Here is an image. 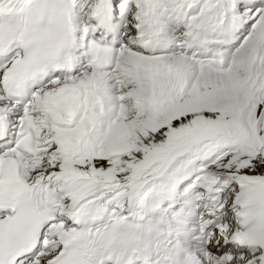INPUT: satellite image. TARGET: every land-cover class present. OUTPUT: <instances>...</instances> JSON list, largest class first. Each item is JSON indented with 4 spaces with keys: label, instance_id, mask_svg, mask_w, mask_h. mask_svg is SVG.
Returning a JSON list of instances; mask_svg holds the SVG:
<instances>
[{
    "label": "snow or ice",
    "instance_id": "1",
    "mask_svg": "<svg viewBox=\"0 0 264 264\" xmlns=\"http://www.w3.org/2000/svg\"><path fill=\"white\" fill-rule=\"evenodd\" d=\"M0 264H264V0H0Z\"/></svg>",
    "mask_w": 264,
    "mask_h": 264
}]
</instances>
